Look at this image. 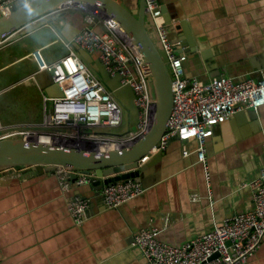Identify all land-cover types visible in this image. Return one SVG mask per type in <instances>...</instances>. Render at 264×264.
<instances>
[{
    "label": "crops",
    "instance_id": "obj_1",
    "mask_svg": "<svg viewBox=\"0 0 264 264\" xmlns=\"http://www.w3.org/2000/svg\"><path fill=\"white\" fill-rule=\"evenodd\" d=\"M120 1L134 9L132 0ZM159 2L171 17L173 28L182 24L183 28L175 30L178 39L173 42H179L186 57L185 77L203 81L219 76L237 80L260 77L264 71V0ZM147 17L153 33L154 24ZM34 27L15 39L40 33L37 38L45 44L16 55L3 67L29 59L33 64L28 71L15 75L7 86L34 77L31 86L35 93L32 102L25 104L23 119H12L8 112L5 116L0 109V121L5 125L43 120L42 94L51 87L54 94L58 90L50 74L41 68L65 55L61 39L72 41L84 25L81 15L64 12L58 26ZM53 45H58L59 51L50 53L48 46ZM37 50L50 54L35 64L29 57ZM85 62L96 74L107 75L108 85L118 91L122 101H130L132 91L121 86L118 76L107 73L98 52L87 53ZM247 111L214 126L205 147L208 178L193 152L195 143H188L191 153L184 156L180 141L171 139L142 173V194L116 209L105 207L103 189L95 191L91 182L64 192L51 172L31 167L0 170V264H149L133 245L139 230L156 227L158 239L179 246L209 232L214 222L250 210L254 203L250 183L264 166V106L254 113ZM105 133L121 135L113 129ZM74 196L88 202L82 225H77L69 212L68 203ZM245 264H264V238Z\"/></svg>",
    "mask_w": 264,
    "mask_h": 264
},
{
    "label": "built area",
    "instance_id": "obj_2",
    "mask_svg": "<svg viewBox=\"0 0 264 264\" xmlns=\"http://www.w3.org/2000/svg\"><path fill=\"white\" fill-rule=\"evenodd\" d=\"M18 1L0 0V15L9 14ZM76 5L84 7L78 3L69 4ZM145 9L153 20L172 79L171 113L166 131L152 153L164 150L171 139H176L182 144V154L187 156L191 153L188 143L192 141L195 143L193 152L208 178L205 147L213 127L238 111L256 109L264 104V71L257 79L220 76L203 81L185 77L183 62L186 57L179 42L171 41L168 36L159 0H145ZM83 14L85 25L72 41L66 42L57 34L67 50L65 55L41 68L50 74L62 95L42 94L45 113L39 123L5 125L0 121V142L21 139L40 143L38 137L46 135L48 139L63 137L93 142L98 151L108 152L130 146L136 138L147 134L154 114V100L149 87L150 70L139 45L101 12L85 8ZM72 43L87 53L98 52L107 73L118 76L121 86L130 88L137 109L134 130L121 135L105 133L122 125L124 109ZM53 174L64 192L72 186L81 187L90 182V177L60 165L55 167ZM73 174H76L74 181L71 180ZM250 186L253 207L214 222L209 232L175 246L158 239L156 227H147L135 234L133 245L149 264H245L264 238V166ZM143 191L139 182L118 181L104 187L102 197L106 208L116 209ZM68 208L74 222L82 225L88 202L74 196Z\"/></svg>",
    "mask_w": 264,
    "mask_h": 264
},
{
    "label": "water",
    "instance_id": "obj_3",
    "mask_svg": "<svg viewBox=\"0 0 264 264\" xmlns=\"http://www.w3.org/2000/svg\"><path fill=\"white\" fill-rule=\"evenodd\" d=\"M67 1L71 0H19L9 14L0 15V39L20 31L39 16L52 12L59 6L65 5ZM73 1L84 5L87 10H95L106 17L113 18L139 45L144 61L150 70L149 87L154 100V114L148 132L136 138L130 146L109 152L98 151L95 143L77 141L75 138L61 137L53 145L30 143L21 139L5 140L0 142V170L31 167L37 172L54 173L55 167L60 165L90 177L95 191L99 187L103 189L118 181L127 180L139 182L145 188L142 173L162 153L161 151L152 153V151L166 131V123L172 108V79L167 63L161 54L162 45L158 33L154 26L153 33L148 27L147 16L150 15L146 12L145 0H132L134 9L129 8L120 0ZM161 13L162 16L167 15L163 19L170 40L176 41L178 38L175 30L182 27V24L173 28L171 17L162 7ZM72 46L85 61L87 52L74 43ZM97 75L123 107L128 120L125 133H129L137 125V109L131 103L133 93L129 96L130 101L124 102L119 98L118 91L108 85L107 75L104 73ZM57 90L58 92L54 94V89L51 87L47 94L54 97L61 96L62 92L58 87ZM248 112L254 113L252 110ZM75 179L76 174H73L71 180Z\"/></svg>",
    "mask_w": 264,
    "mask_h": 264
},
{
    "label": "rangeland",
    "instance_id": "obj_4",
    "mask_svg": "<svg viewBox=\"0 0 264 264\" xmlns=\"http://www.w3.org/2000/svg\"><path fill=\"white\" fill-rule=\"evenodd\" d=\"M85 8H86L85 6L77 8V5L71 7L69 6V4L59 6L52 12H48L42 16H39L35 20H33L32 23H35L34 24L35 27L33 25L31 27L24 28L21 31H18L14 34H11L5 38L0 39V46H1L0 47V68L3 67L5 64H7L9 61L13 60L16 55H19L20 57L24 55V53L27 50H31L34 47H36V45L45 44V43L40 42V40L37 38L40 33H36L35 35L32 34L30 36L27 34L18 39H15L17 36L22 35V33L26 31L27 33L32 31L33 30L32 27L36 29L42 25L46 26L48 23H50L51 25L54 23L56 26H58L59 21H60V14L64 12L65 13L75 12L79 14V18L81 15V20L83 22V17H84L83 10H85ZM83 25H85L84 22H83ZM43 32H47V31L44 30ZM51 39L52 37L50 36V40ZM7 41L9 42L6 44ZM48 49L50 50V53L59 51L58 45H53L52 48L48 46ZM46 53L48 55L50 54L47 51L42 53L40 50H37L34 53H31L29 58L35 64H37L38 62L43 61L44 55ZM161 54L163 55L162 51H161ZM32 64L33 63L29 61V59L22 58V59L15 61L13 64L5 66L0 69V109L3 108L2 109L3 115L6 116L9 113L12 119L17 118V117L23 119L24 116L27 114V112L25 111V104H27V102H32V96L35 93V89H33L31 85L33 84L32 82H34L35 78L34 77L25 78L23 80H20L14 83L11 87L7 85L16 79L15 75H21L22 73L27 72L29 69V66H31ZM45 74H48V72ZM127 123H128V120L124 112V118H123L122 125L117 128H114L113 131L116 132L117 134L125 133L124 131L127 129Z\"/></svg>",
    "mask_w": 264,
    "mask_h": 264
},
{
    "label": "bare ground",
    "instance_id": "obj_5",
    "mask_svg": "<svg viewBox=\"0 0 264 264\" xmlns=\"http://www.w3.org/2000/svg\"><path fill=\"white\" fill-rule=\"evenodd\" d=\"M65 4H77V2H74L73 0H71V1H67V3L65 2ZM112 9H114V10H117L115 7H112ZM107 19H109L113 24H114V26L116 27V28H120V29H122V27H121V25L117 22V21H115L113 18H107ZM33 24V23H32ZM29 25H31V23L29 24ZM129 36V35H128ZM130 37V36H129ZM220 77V76H219ZM262 106H264V104L263 105H260L259 107H257L256 109H254V108H249V109H246V110H253V111H256L258 108H260V107H262ZM246 110H241V111H246ZM238 112H240V111H238ZM238 112H236V113H238ZM235 113V114H236ZM234 114V115H235ZM214 128V127H213ZM89 133H91L92 134V132H89ZM39 141H40V143L41 144H46V145H53V144H55L56 142H57V139L56 138H50V139H48V137L46 136V135H40L39 137ZM127 143H125V145H126ZM104 150H106V148H104ZM109 150V149H108ZM110 150H112V149H110ZM109 152V151H108ZM205 154H206V151H205ZM207 166V165H206Z\"/></svg>",
    "mask_w": 264,
    "mask_h": 264
}]
</instances>
